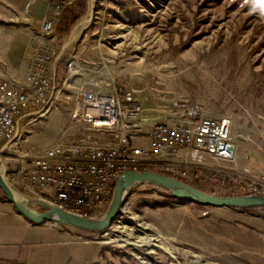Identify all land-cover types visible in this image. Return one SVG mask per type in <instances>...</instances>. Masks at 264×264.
<instances>
[{
    "label": "rangeland",
    "instance_id": "374dc122",
    "mask_svg": "<svg viewBox=\"0 0 264 264\" xmlns=\"http://www.w3.org/2000/svg\"><path fill=\"white\" fill-rule=\"evenodd\" d=\"M79 1L46 36L42 24L50 14L48 0H0V38L8 39L0 48V80L23 79L37 45L52 48L55 64L72 29L93 10L85 31L58 62L55 103L21 120L11 148L1 153L7 142L0 146L9 179L15 181L11 163L21 155L78 131L73 126L83 89L112 92L124 85L142 102L148 118L176 122L175 97L230 117L234 159L207 155L205 165L218 169L217 177L184 180L220 196L245 195L238 185L242 182L252 195L264 196V0H95L93 7L91 0ZM72 61L83 67L73 76ZM183 159L194 161L188 152ZM228 180L237 185L229 186ZM27 192L52 200L41 189ZM109 205L95 217L102 218ZM43 224L68 232L58 243L47 242L51 237L45 235L38 240V247H69L68 264L84 263L77 256L97 254V247L100 257L92 264H264V248H257L264 247V207H219L176 197L158 186L131 189L106 229ZM147 237L158 245L135 243Z\"/></svg>",
    "mask_w": 264,
    "mask_h": 264
},
{
    "label": "built area",
    "instance_id": "2783aa9c",
    "mask_svg": "<svg viewBox=\"0 0 264 264\" xmlns=\"http://www.w3.org/2000/svg\"><path fill=\"white\" fill-rule=\"evenodd\" d=\"M76 2L48 0L50 14L42 32L50 35ZM82 70L78 61L71 62V76ZM55 78L52 48L41 44L32 50L23 79L0 80V146L18 137L21 118L39 115L55 103ZM171 107L176 122L146 117L142 102L124 85L112 92L83 89L73 126L78 133L72 129L64 140L21 155L11 163L13 183L24 192L43 190L66 211L95 217L111 203L117 179L127 170L168 172L184 179L217 177L218 169L205 165V159H234L232 119L212 115L203 104L185 97L173 98ZM185 152L194 161L183 159Z\"/></svg>",
    "mask_w": 264,
    "mask_h": 264
},
{
    "label": "water",
    "instance_id": "95a60500",
    "mask_svg": "<svg viewBox=\"0 0 264 264\" xmlns=\"http://www.w3.org/2000/svg\"><path fill=\"white\" fill-rule=\"evenodd\" d=\"M86 16L92 19L93 10ZM85 16V17H86ZM79 24V23H78ZM78 24L72 29L67 41L64 43L62 50L55 61L57 85V65L62 58L64 51L80 36L78 34ZM88 26V25H87ZM86 26V27H87ZM86 27L82 30L85 31ZM81 33V34H82ZM21 120L17 125V136L21 132ZM13 142V141H12ZM9 142L4 145L1 153L10 145ZM3 162V163H2ZM2 168H0V187L7 196L8 201L13 203L16 209L28 220L37 224H43L47 221L62 222L66 225L75 226L82 229L102 230L109 227L112 221L119 214L123 202L131 189L140 184L149 186H158L169 190L173 195L183 199H190L199 203L219 206V207H264V196L256 195H229L220 196L201 190L179 178L173 177L166 173L154 170L124 171L116 182L115 192L106 214L102 218L85 217L69 211H66L58 204L45 198L30 195L18 188L7 176V168L2 159Z\"/></svg>",
    "mask_w": 264,
    "mask_h": 264
},
{
    "label": "crops",
    "instance_id": "0c3cea01",
    "mask_svg": "<svg viewBox=\"0 0 264 264\" xmlns=\"http://www.w3.org/2000/svg\"><path fill=\"white\" fill-rule=\"evenodd\" d=\"M64 233L68 232L50 225L32 223L19 213L13 203L0 195V264H68L72 260L69 247H38V240H43L44 235L51 237L47 242L58 243L59 236H64ZM97 248V254L83 251L77 258L84 262L82 264H92L94 259L97 261L100 257L101 247ZM257 248L262 250L264 247Z\"/></svg>",
    "mask_w": 264,
    "mask_h": 264
},
{
    "label": "bare ground",
    "instance_id": "6f19581e",
    "mask_svg": "<svg viewBox=\"0 0 264 264\" xmlns=\"http://www.w3.org/2000/svg\"><path fill=\"white\" fill-rule=\"evenodd\" d=\"M95 5V0H91V6L93 7ZM91 22V18L86 16L84 17L78 24V34L81 35L82 30ZM8 44V39L7 38H0V48H4L6 45ZM2 157L0 158V168H2L3 166V162H2ZM4 161V160H3ZM2 162V163H1ZM129 204L125 207V209L129 208ZM154 240V238H143V239H139L136 240L135 243H142V244H152L153 246H157L158 244L152 242ZM190 255L193 258H197V255L195 253H190Z\"/></svg>",
    "mask_w": 264,
    "mask_h": 264
},
{
    "label": "trees",
    "instance_id": "16d2710c",
    "mask_svg": "<svg viewBox=\"0 0 264 264\" xmlns=\"http://www.w3.org/2000/svg\"><path fill=\"white\" fill-rule=\"evenodd\" d=\"M79 2L82 3V0H80ZM68 30H69V29H68ZM60 63H61V62H60ZM60 63H59V64H60ZM164 173L169 174V175H171V176H173V177H176V178H179V179L185 181L184 178L177 177V176L174 175L173 173H168V172H164ZM228 183H229V186H235V185H237L236 182H235V181H232V180H228ZM238 185H239V188L244 192L245 195H252V194H253L252 191H249V190L247 189V187H246V185H245L244 183L239 182ZM0 189H1V187H0ZM1 191H2V193H3V195H1L2 199H4V200H8V199H7V196H6L5 193H4V191H3L2 189H1ZM31 222L34 223V224H37V223H35V222H33V221H31Z\"/></svg>",
    "mask_w": 264,
    "mask_h": 264
}]
</instances>
